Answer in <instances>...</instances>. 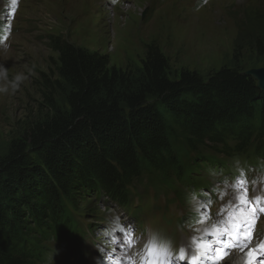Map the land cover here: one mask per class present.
<instances>
[{
    "label": "trees",
    "instance_id": "trees-1",
    "mask_svg": "<svg viewBox=\"0 0 264 264\" xmlns=\"http://www.w3.org/2000/svg\"><path fill=\"white\" fill-rule=\"evenodd\" d=\"M50 47L56 79L42 75L43 88L51 100L65 83L68 110L29 123L0 160V264H44L50 243L79 250L74 210L88 194L128 207L145 178L156 188L172 182L185 198V188L207 185L201 172L264 163V91L241 68L245 46L236 44L229 63L206 78L188 70L170 78L154 42L138 75L60 35ZM254 47L264 54V35Z\"/></svg>",
    "mask_w": 264,
    "mask_h": 264
},
{
    "label": "rangeland",
    "instance_id": "rangeland-1",
    "mask_svg": "<svg viewBox=\"0 0 264 264\" xmlns=\"http://www.w3.org/2000/svg\"><path fill=\"white\" fill-rule=\"evenodd\" d=\"M57 35L106 54L110 65L129 67L135 75L140 72L146 46L154 42L168 59L170 78L181 70L206 78L229 63L236 44L245 46L241 51L244 71L264 68V54L254 47L256 36L264 35V0H0V67L9 80L17 74L24 77L14 92H0V160L29 123L49 118L54 110H68L65 83L60 81L51 100L43 88L42 75L56 79L57 52L50 47V36ZM27 153L29 162L40 163L39 153ZM201 174L207 183L202 189L218 193L216 189L225 180L219 172ZM169 185L170 189L152 187L145 178L136 182L128 207L106 196L88 194L79 199L78 210H74L83 236L79 250L50 243L52 250L44 264H110V228L115 230L125 218L157 222L158 227L168 223L181 236L202 232L210 220L206 207L199 213L195 209L210 192L185 188L183 198L179 196L183 191L172 182ZM236 252L232 250L224 259ZM100 255L103 260L96 262Z\"/></svg>",
    "mask_w": 264,
    "mask_h": 264
},
{
    "label": "snow or ice",
    "instance_id": "snow-or-ice-1",
    "mask_svg": "<svg viewBox=\"0 0 264 264\" xmlns=\"http://www.w3.org/2000/svg\"><path fill=\"white\" fill-rule=\"evenodd\" d=\"M16 0H13L15 3ZM239 171V170H238ZM264 180V178H260ZM224 188L216 189L221 199L227 195V190L231 188L233 198L228 206L224 209V217L205 227L201 235L196 236L192 240L191 262L190 264H200L202 258H206L212 264L229 254V250L238 249L247 257L245 264H253L258 256H264V240H260L253 247H249L254 239L256 221L260 214H264V196H251L248 189V181L241 173L231 183L227 179L223 181ZM252 183H256L255 181ZM196 200V197H193ZM210 200L198 202L196 204V212L202 208L208 207ZM200 223H204L203 220ZM112 236L110 241L113 245H123L126 249L133 248L139 239L135 238V228L127 229L120 226L117 222L115 232H110ZM117 236H123L124 239H117ZM214 237L215 241L209 239ZM113 248L112 252L115 253ZM126 255L128 264H172L175 257L180 261H184L189 252L184 248L175 253L170 240L153 234L143 244V247L132 255ZM111 264H121L119 258L112 261Z\"/></svg>",
    "mask_w": 264,
    "mask_h": 264
},
{
    "label": "clouds",
    "instance_id": "clouds-1",
    "mask_svg": "<svg viewBox=\"0 0 264 264\" xmlns=\"http://www.w3.org/2000/svg\"><path fill=\"white\" fill-rule=\"evenodd\" d=\"M23 79L24 77L22 75L17 74L12 80H9L7 71L0 67V81H3V83L0 84V92L7 93L9 89L14 92L19 88ZM261 178H264V176H261Z\"/></svg>",
    "mask_w": 264,
    "mask_h": 264
},
{
    "label": "bare ground",
    "instance_id": "bare-ground-1",
    "mask_svg": "<svg viewBox=\"0 0 264 264\" xmlns=\"http://www.w3.org/2000/svg\"><path fill=\"white\" fill-rule=\"evenodd\" d=\"M235 250V249H234ZM103 255H100V256H96L95 257V260L96 262H100L103 260L104 256L102 257ZM224 259V258H223ZM228 259V260H227ZM247 257L244 255H241L239 252H236L235 254H233L231 257H228V258H225L224 260L221 261L220 264H222L223 262L226 261L225 264H239L242 262L245 264V261H246ZM109 263V260L107 261ZM111 264V263H110ZM253 264H258L256 263V261H253Z\"/></svg>",
    "mask_w": 264,
    "mask_h": 264
},
{
    "label": "water",
    "instance_id": "water-1",
    "mask_svg": "<svg viewBox=\"0 0 264 264\" xmlns=\"http://www.w3.org/2000/svg\"><path fill=\"white\" fill-rule=\"evenodd\" d=\"M245 74H248L256 80L257 87L264 91V68L259 69H248L244 71Z\"/></svg>",
    "mask_w": 264,
    "mask_h": 264
}]
</instances>
